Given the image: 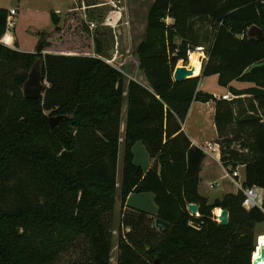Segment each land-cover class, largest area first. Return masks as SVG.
I'll return each instance as SVG.
<instances>
[{
    "label": "trees",
    "instance_id": "1",
    "mask_svg": "<svg viewBox=\"0 0 264 264\" xmlns=\"http://www.w3.org/2000/svg\"><path fill=\"white\" fill-rule=\"evenodd\" d=\"M52 16L50 31L39 33L46 54L26 53L10 39L9 10L0 8V264H59L72 250L85 253L75 264H110L121 138L116 264H251L254 246L239 239L253 235L264 212L247 211L242 191L212 204L200 195L206 156L183 126L193 102H215L223 167L245 165L243 187L264 189V41L247 36L252 26L264 32V0H153L148 36L137 49L149 88L135 80L126 85L86 25V33L64 37ZM199 22H207L210 38L200 35ZM70 24L75 31L83 23ZM203 42L209 48L201 76L175 82L178 61ZM37 60L46 91L42 100H29L23 86ZM211 76L223 88L252 84L231 91L251 97V114L235 100L198 91L201 78ZM61 115L70 118L51 129L49 118ZM242 137L239 151L232 144ZM139 142L153 161L148 171L134 162ZM131 194H153L157 215L127 208ZM189 204L199 206V216ZM220 208L229 211L227 227L214 215ZM157 218L167 231L155 227Z\"/></svg>",
    "mask_w": 264,
    "mask_h": 264
},
{
    "label": "rangeland",
    "instance_id": "2",
    "mask_svg": "<svg viewBox=\"0 0 264 264\" xmlns=\"http://www.w3.org/2000/svg\"><path fill=\"white\" fill-rule=\"evenodd\" d=\"M71 2L72 0H0V6L5 9L13 8L18 11V16L14 19V28L11 30L16 37L18 49L36 54L42 43L39 33L50 31V28L53 26L52 15L53 13H56L59 17V25L62 28V31H64V37H69L70 34H77L80 36V33H86L87 31L83 27V25H86L85 27L90 30L91 39L96 38L101 41V58L107 64L123 73L126 85L130 80H135L149 88L144 72L139 68L137 49L148 36V14L153 4V0H84L76 5V10L73 14L65 15L64 12L69 9ZM65 19H67V21L73 19L75 24L78 22L83 24H79L75 31H73L74 24H70V22L67 23V21L63 23ZM91 23L95 24L93 29H90ZM167 23H172V20L168 19ZM197 29L199 30L200 35L204 38H210L212 35V31L207 22L197 23ZM175 43L180 45L181 40L175 38ZM208 48L209 44L203 42L202 47L195 49L192 52L189 51L187 58L179 60L176 67L182 65L188 67L192 66V53L201 55L200 62L202 67L204 64L202 59L205 56L207 57ZM94 49L95 45L93 44V53ZM207 84L210 90H214L215 86H217L214 79L211 78L208 79ZM229 99L232 100L233 98L229 96ZM250 101L251 99H246L245 102H242L241 100L237 104L238 109H240L245 115L252 110ZM125 110L126 104H124L123 107V111ZM123 135L124 133H122V136ZM241 139V141H236L232 144V147L239 151L241 150V144L245 142L244 137ZM122 142L123 138L120 139L121 146L118 163L119 188L111 228L112 251L110 264H116L117 255L119 253L118 240L121 230L120 214L122 208L119 198L123 167ZM245 152L247 153V150ZM134 161L137 165L141 166L144 171L147 170L150 157L145 146L140 142L137 143L134 149ZM226 172L227 170L223 167L222 161L219 164L214 162V159L210 156H207L202 173L200 191L207 196L210 204L217 199H222L224 195L229 193V191L236 190L237 187L225 177ZM211 185H213V188H211ZM126 206L130 209L144 211L150 215L157 214L158 211L153 194H131L127 199ZM214 215L216 216L215 213ZM260 235H264V223L256 225L253 230L252 237L254 239V248L258 244V237ZM84 259L85 253L83 251L72 250L62 256L59 264H75Z\"/></svg>",
    "mask_w": 264,
    "mask_h": 264
},
{
    "label": "crops",
    "instance_id": "3",
    "mask_svg": "<svg viewBox=\"0 0 264 264\" xmlns=\"http://www.w3.org/2000/svg\"><path fill=\"white\" fill-rule=\"evenodd\" d=\"M0 8H3V7L0 6ZM11 9H13V8H10L7 10H11ZM75 10H76V8L74 7V4L71 2L69 9L66 10L64 13H65V15L66 14L70 15V14H73L75 12ZM67 19H65L63 21V23H65L67 21ZM67 22H75V21L72 19V20H69ZM8 34H9L10 39L13 41L15 40V42L17 43L15 35H13L12 32H9ZM41 44L44 45V43H41ZM18 50L21 52L32 53V52L24 51L22 49H18ZM42 54L45 55L46 52H44V50H43ZM205 60H207L206 56L202 59L203 63ZM201 73H202V69H201L200 74ZM200 74H199V76H200ZM210 78L214 79V82L217 85V86H215L214 90H210L208 88L207 82H208V79H210ZM45 83L47 85V82H45ZM252 86L253 85L250 83L232 82L228 88H223L218 84V76H211V77H204V78L202 77L201 78L200 83H199V87H198V91H200L202 93H207V94L213 95L216 99H222L223 96L229 95L233 98L232 100H235L239 103L241 100H242V102H245L246 99H251V97L249 95H235L231 91L232 90L244 91V90L251 88ZM215 112H216V104L213 101L208 102V103L193 102V104L190 108V111L188 113V116H187L186 121H185L184 126H183V130L185 131L187 136L190 138L192 143L195 146L199 147L200 149H203L209 143L216 142L219 138L218 133H217V129H216V125H215ZM248 114H251V112H248ZM124 117H125V120H124ZM125 124H126V110L123 111V114H122V133H124V131H125ZM123 125H124V129H123ZM207 129H209V130H207ZM136 145H135V147H136ZM135 147H134V149H135ZM133 152H134V150H133ZM206 160H207V155H206V158H205L204 163H203V170L205 167ZM214 162L219 163V164L221 163V162H217L215 160H214ZM152 164H153V161L150 159L148 168L145 171H148L151 168ZM203 170H202L201 175H200L201 176V183H202ZM238 191L239 190L236 188L235 191H229V193L236 194ZM199 193L203 197L207 198L206 195L201 193L200 187H199ZM154 215H157V214H154Z\"/></svg>",
    "mask_w": 264,
    "mask_h": 264
},
{
    "label": "water",
    "instance_id": "4",
    "mask_svg": "<svg viewBox=\"0 0 264 264\" xmlns=\"http://www.w3.org/2000/svg\"><path fill=\"white\" fill-rule=\"evenodd\" d=\"M247 36L251 40H256L258 42L264 41V32L257 26H252L248 32ZM44 45L41 44L37 53L43 52ZM195 67L193 66H178L175 68L173 73V80L175 82H183L188 79H192L198 76H194ZM46 80L42 73V62L37 60L31 67L28 79L23 86V94L26 99L29 100H42L46 91ZM70 117L66 115L54 116L49 118V126L51 129L55 128L57 125L62 123L64 120ZM188 212L192 216H199V206L197 204H189L187 207ZM216 220L220 227H227L230 221L229 211L226 209H221L220 215H216ZM155 227L162 231H167L170 227L168 223L157 218L155 220ZM254 243L252 235L246 234L240 237V246H249ZM257 254L256 258L254 255ZM264 262V243L261 244L258 241L257 246L254 248L253 254L251 256V264H262ZM154 264H161L159 260H156Z\"/></svg>",
    "mask_w": 264,
    "mask_h": 264
},
{
    "label": "built area",
    "instance_id": "5",
    "mask_svg": "<svg viewBox=\"0 0 264 264\" xmlns=\"http://www.w3.org/2000/svg\"><path fill=\"white\" fill-rule=\"evenodd\" d=\"M18 16V11L16 9L9 10V29L12 30L14 28V19ZM95 27V24H90V29H93ZM223 100H229V95H225L222 97ZM203 152L205 156L209 155L211 156L215 161L221 162L222 158V146L220 143L212 142L207 144L203 149ZM245 165H239L236 169L228 168L226 169V175L225 177L229 179L239 191H242L245 199L243 202V207L250 211L254 208H258L264 212V189L253 186L244 188L243 183L245 181ZM211 188H213V185H211Z\"/></svg>",
    "mask_w": 264,
    "mask_h": 264
},
{
    "label": "bare ground",
    "instance_id": "6",
    "mask_svg": "<svg viewBox=\"0 0 264 264\" xmlns=\"http://www.w3.org/2000/svg\"><path fill=\"white\" fill-rule=\"evenodd\" d=\"M200 56L201 55H198L197 53H192L191 54V64H192L193 67H195L194 76H199L200 71L202 69L201 62H200ZM214 213L216 215H220L221 209H215ZM258 240H259V243L263 244L264 243V235H260L258 237ZM256 255L257 254L254 255V258L257 257ZM262 264H264V262Z\"/></svg>",
    "mask_w": 264,
    "mask_h": 264
}]
</instances>
